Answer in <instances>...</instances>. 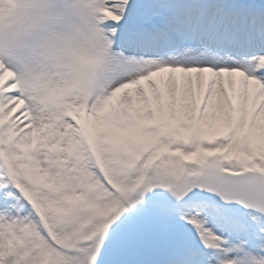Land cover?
<instances>
[{
	"label": "snow or ice",
	"instance_id": "obj_1",
	"mask_svg": "<svg viewBox=\"0 0 264 264\" xmlns=\"http://www.w3.org/2000/svg\"><path fill=\"white\" fill-rule=\"evenodd\" d=\"M0 264H264V0H0Z\"/></svg>",
	"mask_w": 264,
	"mask_h": 264
}]
</instances>
